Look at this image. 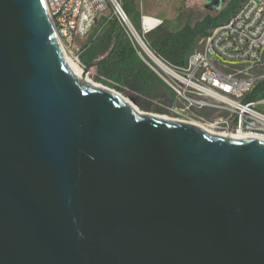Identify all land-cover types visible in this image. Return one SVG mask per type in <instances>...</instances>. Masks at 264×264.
<instances>
[{
    "label": "water",
    "instance_id": "95a60500",
    "mask_svg": "<svg viewBox=\"0 0 264 264\" xmlns=\"http://www.w3.org/2000/svg\"><path fill=\"white\" fill-rule=\"evenodd\" d=\"M0 264H264V140L137 113L0 0Z\"/></svg>",
    "mask_w": 264,
    "mask_h": 264
},
{
    "label": "built area",
    "instance_id": "2783aa9c",
    "mask_svg": "<svg viewBox=\"0 0 264 264\" xmlns=\"http://www.w3.org/2000/svg\"><path fill=\"white\" fill-rule=\"evenodd\" d=\"M52 1L53 15L61 32L62 51L80 66H85L81 55L91 29L102 15L110 13L139 58L170 91L167 101L151 100L161 108L162 116L191 123L204 121L206 127L218 134L264 140V111L259 108L264 104V96L246 99L264 78V74L254 75L248 70L254 64H261L264 53V0H250L239 5L243 6L240 18L225 24L218 33L204 35L184 64L164 59L145 40L149 32L163 23L162 19L140 13L136 29L118 0ZM137 37L143 47L138 44ZM98 80L105 84L102 86L120 89V85L108 77L99 75ZM203 109L225 114L206 120L199 114Z\"/></svg>",
    "mask_w": 264,
    "mask_h": 264
},
{
    "label": "trees",
    "instance_id": "16d2710c",
    "mask_svg": "<svg viewBox=\"0 0 264 264\" xmlns=\"http://www.w3.org/2000/svg\"><path fill=\"white\" fill-rule=\"evenodd\" d=\"M127 13L134 10V0H120ZM225 18L205 15L193 23L188 20L177 30L157 27L145 36L149 47L173 64H184L187 55L194 49L199 38ZM198 39V40H197ZM112 52L102 63L92 67L96 75L114 80L121 90L130 91L147 100L167 101L171 93L161 79L139 58L132 43L124 36L115 20L109 21L106 28L95 37L88 39L81 55L83 64L104 57L110 48ZM98 79V77H97ZM264 92V87L257 84L246 96L253 99ZM148 103V102H147Z\"/></svg>",
    "mask_w": 264,
    "mask_h": 264
},
{
    "label": "rangeland",
    "instance_id": "374dc122",
    "mask_svg": "<svg viewBox=\"0 0 264 264\" xmlns=\"http://www.w3.org/2000/svg\"><path fill=\"white\" fill-rule=\"evenodd\" d=\"M173 1H176V0H167L169 4H171V2ZM240 4H241V0H219L216 4L213 3V0H195L194 3L192 4L184 0L182 3H180V6L178 8V16L176 20L171 25H169V27L164 26L162 28L167 29V30H177V28L180 27L181 24H183L185 21L188 20L189 22L193 23L195 21L202 19L207 14L226 18L230 13L233 12L234 9H237ZM140 12H141L140 0H134V10L132 13L126 12L131 23L136 29H138ZM168 12H169L168 14L172 13V11L171 12L168 11ZM111 20L113 21L114 17L110 13H106L102 15L98 19V21L95 23L94 27L91 29L88 35V39H91L95 37L96 35H99L106 28L109 21ZM201 38H199L198 41H200ZM59 43L62 46V42H59ZM134 45L138 47L135 42H134ZM197 47H199L198 44L194 46V48H197ZM63 54H65V56H68L69 58L72 59V57L68 53L63 51ZM248 70L250 73L254 75L264 74V53L262 55L261 64H257V65L254 64ZM85 75L93 83H96V84L99 83L101 85H105L104 83L100 82L97 79L98 76L96 75V71L93 68H91L89 72ZM259 85L264 87V78L259 83ZM108 87L111 88L110 86ZM114 91L120 94L121 96L127 98L128 100H130L142 113H150V114L159 115V116L163 115L161 108H159L151 100H147L148 102L147 103L143 100L142 97L138 96L136 93L129 91V90H121L119 88H115ZM261 96H264V92L258 95V97H261ZM259 108L264 111V104H260ZM199 114L205 117L206 120H209L219 114H225V113L215 111V110L203 109L200 111ZM194 122H199L200 124H203V125L205 124L204 121H194Z\"/></svg>",
    "mask_w": 264,
    "mask_h": 264
},
{
    "label": "bare ground",
    "instance_id": "6f19581e",
    "mask_svg": "<svg viewBox=\"0 0 264 264\" xmlns=\"http://www.w3.org/2000/svg\"><path fill=\"white\" fill-rule=\"evenodd\" d=\"M44 2H45V5H46V8H47V10H48V12L50 14V17L52 19V22H53V25H54L58 40H59V42H61V32H59V24L56 23V17L53 15V13H54V2L52 0H44ZM249 2H250V0H243L240 5H244V4L249 3ZM241 14H243V6H239L237 9H235L224 21L218 23L217 25H215L213 27H210L207 30V33L205 35H207L209 33H218V32H220L225 27V24H227L228 22H230L233 19H239ZM202 38H203V36H202ZM202 38H201L200 41H202ZM137 42H138V44L141 47H143V44L141 43V41H140V39L138 37H137ZM63 55H64L65 63L67 65L68 69L70 70V72L72 73V75L76 76L77 78H79L81 80L90 82V80L87 78V76L85 74H83L81 66L74 59H71L68 56H65V54H63ZM121 97H123V96H121ZM123 98L133 107V109L137 113H141L142 114V112H140L139 109L130 100H128L125 97H123ZM161 117L169 118V117H166V116H161ZM192 123L202 127L207 132L215 133V132L211 131L209 128H207L205 125L200 124L199 122H192ZM221 135L230 136V137H234V138L250 137V136H245V135H241V136L240 135H228V134H223V133Z\"/></svg>",
    "mask_w": 264,
    "mask_h": 264
},
{
    "label": "crops",
    "instance_id": "0c3cea01",
    "mask_svg": "<svg viewBox=\"0 0 264 264\" xmlns=\"http://www.w3.org/2000/svg\"><path fill=\"white\" fill-rule=\"evenodd\" d=\"M183 1L184 0H176V1L171 2V4H169L167 0H140V4H141L140 13L162 19L163 23L159 27H164V26L169 27V25H171L176 20L178 16V8L180 6V3H182ZM186 1L192 4L194 3L195 0H186ZM218 1L219 0H213V3L216 4ZM242 1L243 0H241V2ZM168 11L170 12L172 11V13L168 14L169 13ZM79 41H82V39H79ZM126 90H129V89L126 88Z\"/></svg>",
    "mask_w": 264,
    "mask_h": 264
}]
</instances>
